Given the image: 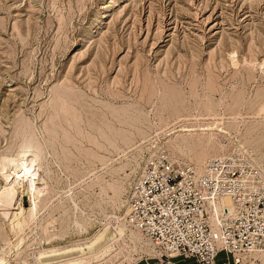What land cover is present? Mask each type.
Segmentation results:
<instances>
[{
  "label": "rangeland",
  "instance_id": "obj_1",
  "mask_svg": "<svg viewBox=\"0 0 264 264\" xmlns=\"http://www.w3.org/2000/svg\"><path fill=\"white\" fill-rule=\"evenodd\" d=\"M233 151L264 171V0H0V191L36 159L39 193L13 179L0 264H174L127 222L131 186L148 158Z\"/></svg>",
  "mask_w": 264,
  "mask_h": 264
},
{
  "label": "built area",
  "instance_id": "obj_2",
  "mask_svg": "<svg viewBox=\"0 0 264 264\" xmlns=\"http://www.w3.org/2000/svg\"><path fill=\"white\" fill-rule=\"evenodd\" d=\"M228 197L218 210L216 234L209 203ZM128 220L165 257L214 264L219 241L229 252L264 251V174L244 154L207 160L200 169L173 165L165 155L147 160L131 186Z\"/></svg>",
  "mask_w": 264,
  "mask_h": 264
},
{
  "label": "bare ground",
  "instance_id": "obj_3",
  "mask_svg": "<svg viewBox=\"0 0 264 264\" xmlns=\"http://www.w3.org/2000/svg\"><path fill=\"white\" fill-rule=\"evenodd\" d=\"M189 140V139H188ZM35 146V145H34ZM31 148V147H30ZM35 159V158H34ZM150 158H148L147 160H149ZM36 160V159H35ZM35 160H31V162L32 163H30V164H24L25 165V170H26V172H24V177L22 176H20L19 175V171L17 170L16 172H15V176H14V178L16 177V176H18V177H21V181H23L24 179H26V181L28 182V185H31V187L29 186V188L31 189L29 192H30V194L32 193V192H34L32 195V197L34 198V201L36 202V199L37 198H39L38 197V190H37V188H36V185H34V176H35V169L33 168V166H34V162H35ZM3 166H4V164H3ZM5 167V166H4ZM4 167H3V170H5L4 169ZM262 170V169H261ZM262 172H263V174H264V171L262 170ZM141 173V172H140ZM5 173H3L2 175H4ZM12 176V175H11ZM4 177H5V179H6V181L8 182V178H10V175L9 174H5L4 175ZM13 178V179H14ZM11 179V178H10ZM13 179L12 180H10V182H8V183H6V186L3 188V190H1L0 191V207L3 209V208H6V210L8 209V207L9 206H11L12 207V201H14L13 199L15 198L14 197V195H15V193H17L18 194V190H16V188L14 187V185H13ZM18 180H19V178H18ZM17 181V180H16ZM20 181V182H21ZM11 183H12V185H11ZM14 183H15V181H14ZM16 185V184H15ZM18 185V184H17ZM39 189V188H38ZM38 193V194H35V193ZM40 192V191H39ZM42 193V192H41ZM43 195V194H42ZM16 196V195H15ZM223 198V199H222ZM220 200H222V202H223V204L224 205H228V203H229V198L228 197H221V199ZM220 200L218 199V200H213V201H211L210 203H209V210H210V204L212 205V208H213V214L211 215V220H210V218H209V220H210V222H211V225L213 226V228H214V231H215V233L217 234L218 232V224L217 225H213L212 223L214 222H216V216L218 215V209L220 208V204H221V202H220ZM229 200V201H228ZM33 201V202H34ZM38 201V200H37ZM20 204V203H19ZM18 204V207L17 208H19V211H18V213L19 214H23V213H21L22 212V208H21V205H19ZM128 206V205H127ZM217 206H218V209H217ZM36 209V206H34V207H32L31 209H29L30 210V214L31 215H33L34 213V210ZM221 209H222V207H221ZM223 209H225L224 211H226L227 209L230 211L231 210V206H230V203H229V206L228 207H223ZM24 212V211H23ZM3 213H4V211H3ZM2 213V214H3ZM16 213V212H15ZM17 214V213H16ZM128 214H129V208H128ZM128 214H127V219H128ZM4 216L6 215V216H8L9 214H8V211L7 212H5L4 214H3ZM10 217V216H9ZM17 217V216H16ZM19 217H20V215H19ZM210 217V216H209ZM217 219H218V221H219V216H217ZM127 222H129L130 223V221L128 220ZM219 223V222H218ZM126 224V223H125ZM124 225V224H123ZM127 226V225H126ZM132 226V225H131ZM125 227V226H124ZM133 227V226H132ZM138 233H140L139 231H138V229H136L135 227H133ZM127 229H129V228H127ZM129 231V230H128ZM131 231V230H130ZM141 234V233H140ZM131 235V234H130ZM141 235H143V234H141ZM144 236V235H143ZM140 237V236H139ZM146 237V236H145ZM132 238V237H131ZM147 238V237H146ZM136 240V239H135ZM139 242H143L144 244H146V245H150L151 246V248H152V250L154 251V252H156L154 249H155V247L152 245V244H150L149 243V241L148 242H146V240L145 239H141V238H138L137 239ZM136 242V241H135ZM134 242V243H135ZM142 243V244H143ZM219 250L223 247V248H225L223 245H222V243H221V241H219ZM139 246V245H138ZM136 247V246H135ZM141 248H142V245H141ZM225 249H227V248H225ZM146 250V249H145ZM160 250V249H159ZM228 250V249H227ZM150 253V252H149ZM219 253H221L222 255H224L225 256V254H226V256L227 255H229V251L227 252L226 250L225 251H223V250H221V252H219ZM246 253H249V252H246ZM102 255H104V254H102ZM162 256H163V254H162ZM98 257H100L99 255H98ZM104 257H106V256H104ZM170 258V261L172 262V263H174V264H176V262H177V256H170L169 257ZM168 258V259H169ZM53 260H55L56 259V257H54V258H52ZM41 260V259H40ZM44 260V259H43ZM50 260H51V258H50ZM47 261H49V260H47ZM46 261V262H47ZM52 261V260H51ZM50 261V262H51ZM84 261V260H83ZM86 261V260H85ZM84 261V262H85ZM88 261V260H87ZM45 261H42V263H44ZM48 263V262H47ZM75 263H77V262H75ZM81 263V262H80ZM79 262H78V264H80ZM83 263V262H82ZM86 263V262H85ZM72 264V263H71Z\"/></svg>",
  "mask_w": 264,
  "mask_h": 264
}]
</instances>
